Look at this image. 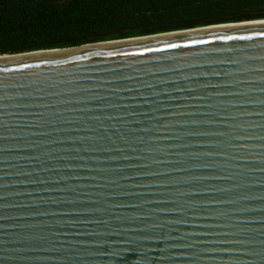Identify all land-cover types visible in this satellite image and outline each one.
<instances>
[{"label":"water","instance_id":"obj_1","mask_svg":"<svg viewBox=\"0 0 264 264\" xmlns=\"http://www.w3.org/2000/svg\"><path fill=\"white\" fill-rule=\"evenodd\" d=\"M259 22L0 55V264H264Z\"/></svg>","mask_w":264,"mask_h":264},{"label":"trees","instance_id":"obj_2","mask_svg":"<svg viewBox=\"0 0 264 264\" xmlns=\"http://www.w3.org/2000/svg\"><path fill=\"white\" fill-rule=\"evenodd\" d=\"M264 20V0H0V55Z\"/></svg>","mask_w":264,"mask_h":264},{"label":"bare ground","instance_id":"obj_3","mask_svg":"<svg viewBox=\"0 0 264 264\" xmlns=\"http://www.w3.org/2000/svg\"><path fill=\"white\" fill-rule=\"evenodd\" d=\"M260 23H261V24H264V22H259V23L251 24V26H252V25H260ZM223 27H236V25H234V26H223ZM239 27H240V26H239Z\"/></svg>","mask_w":264,"mask_h":264}]
</instances>
